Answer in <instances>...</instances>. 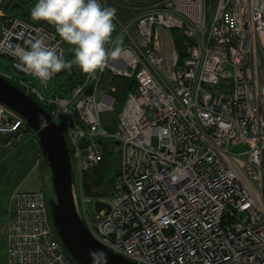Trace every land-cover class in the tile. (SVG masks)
Returning <instances> with one entry per match:
<instances>
[{
	"label": "built area",
	"instance_id": "2783aa9c",
	"mask_svg": "<svg viewBox=\"0 0 264 264\" xmlns=\"http://www.w3.org/2000/svg\"><path fill=\"white\" fill-rule=\"evenodd\" d=\"M35 3L0 0V58L17 73L0 74L63 125L80 215L81 201L110 205L94 221L85 211L94 239L136 264H264V0H160L116 16L113 38L122 35L134 55L51 96L38 85L47 89L73 70L42 81L17 53L43 37L68 60L53 24L15 8L30 13ZM173 30L183 38L182 62ZM106 112L116 113L107 125ZM36 138L0 102V146L16 151ZM110 143L121 146V167L105 200L86 192L84 177L101 168ZM5 226L8 264H78L43 190L15 189Z\"/></svg>",
	"mask_w": 264,
	"mask_h": 264
},
{
	"label": "clouds",
	"instance_id": "9594fccd",
	"mask_svg": "<svg viewBox=\"0 0 264 264\" xmlns=\"http://www.w3.org/2000/svg\"><path fill=\"white\" fill-rule=\"evenodd\" d=\"M116 8L102 0H36L30 16L55 26L59 37L72 45L74 56L65 60L46 44L43 37L29 39L27 47H17L22 66L42 81L61 70L77 65L83 73L95 76L110 62L134 55L124 45L123 36L113 38ZM94 264L105 256L103 250H92Z\"/></svg>",
	"mask_w": 264,
	"mask_h": 264
},
{
	"label": "water",
	"instance_id": "95a60500",
	"mask_svg": "<svg viewBox=\"0 0 264 264\" xmlns=\"http://www.w3.org/2000/svg\"><path fill=\"white\" fill-rule=\"evenodd\" d=\"M0 102L20 114L35 133L52 173L54 197L49 200L53 224L67 252L78 264H94L92 250H103L97 264H136L99 243L83 221L74 192L70 150L63 130L30 94L0 74ZM97 211L110 205L95 202Z\"/></svg>",
	"mask_w": 264,
	"mask_h": 264
},
{
	"label": "rangeland",
	"instance_id": "374dc122",
	"mask_svg": "<svg viewBox=\"0 0 264 264\" xmlns=\"http://www.w3.org/2000/svg\"><path fill=\"white\" fill-rule=\"evenodd\" d=\"M8 1L9 0H6V3ZM105 1L107 6L116 8L117 16L119 14L122 15L123 18H126L140 13V11L145 9L148 5L160 0ZM211 9L212 11L214 10V2L212 3ZM172 35L174 36V34ZM0 71L9 75L16 76L17 74L16 71L10 66L9 61L5 58H0ZM62 85H66V90L68 91L70 85L66 75L57 77L55 81H52L49 84L47 89H44L39 85L38 88L45 96H51L55 90H58L60 94H66L67 91H62V89H60ZM117 85L119 84L114 83V86ZM109 87L110 86L108 84L102 86L103 89H108ZM115 115V112L103 113L102 119L104 124L107 125L110 123L111 119ZM240 150L241 147L234 148V151ZM105 157L106 163L99 170L100 178L93 182L94 184L91 186V189L93 190L94 188L97 191L99 190L103 193L102 198L109 200L110 193L113 190L114 181L121 167V146L116 143L107 144L105 146ZM71 165L73 185H77L78 181L76 167L74 163H71ZM15 189L23 192L43 190L48 200L54 197L52 173L47 159L41 154L37 138L30 140L28 139L26 143L20 148V150L18 149L16 151L10 152L5 147L0 146V264H8L5 223L7 220V211L10 203V197ZM80 203L82 218H85L86 211L89 220L94 221L97 215L95 202L85 203L84 205L82 201ZM56 234L59 236L57 230Z\"/></svg>",
	"mask_w": 264,
	"mask_h": 264
},
{
	"label": "trees",
	"instance_id": "16d2710c",
	"mask_svg": "<svg viewBox=\"0 0 264 264\" xmlns=\"http://www.w3.org/2000/svg\"><path fill=\"white\" fill-rule=\"evenodd\" d=\"M15 8H17V12H18V14H21L22 16L27 17V16L30 15V13L27 12V11H25V8L22 7L20 4H16V5H15ZM41 22H46V21L41 20ZM172 34H174V37H175V46H176V48H177L178 51H179V54H180V61L182 62V61L184 60V58H185V50H184L183 38H182L181 35H180L179 33H177L175 30L172 31ZM175 35H176V36H175ZM72 47H74V46L67 44L68 60L72 59L73 56H74V53L71 51ZM71 69L73 70V75H71V76H67V75H66V76H67V79H68V81H69V85H70V86L73 85L75 82L81 80V78H82V76H83V72L80 70V68H79L77 65H73ZM63 73L65 74V73H66V70H64V71L62 72V74H63ZM12 83H13V82H12ZM13 84H15V83H13ZM15 85H16V84H15ZM16 86H17V85H16ZM33 98H34V97H33ZM34 99H35V98H34ZM119 99H120V100L122 99V94H121V95L119 94ZM41 106H42V105H41ZM43 107H44L48 112H50V108L45 107V106H43ZM58 125L60 126V128H61V129L63 130V132H64V127H63V125H62V124H58ZM19 150H20V149H19ZM105 163H106V157L104 158V161H103V163H102V165H101V168L105 165ZM101 168H100V169H101ZM100 169H99V170H100ZM99 170L96 172V174H95V173L93 174V175H94V178H93V175L90 176L89 174H86L85 177H84L85 190H86V192H87L88 194H90V195H92V196H94V195H98V192H94V191L91 189L92 184H91V182H90V179L92 178L93 181H96L97 179H99V175H100ZM72 178H73V177H72Z\"/></svg>",
	"mask_w": 264,
	"mask_h": 264
},
{
	"label": "crops",
	"instance_id": "0c3cea01",
	"mask_svg": "<svg viewBox=\"0 0 264 264\" xmlns=\"http://www.w3.org/2000/svg\"><path fill=\"white\" fill-rule=\"evenodd\" d=\"M116 16H117V15H116ZM117 17L120 18V19H126V18H127V17H126V18H123V16H122V15H119V14H118Z\"/></svg>",
	"mask_w": 264,
	"mask_h": 264
}]
</instances>
